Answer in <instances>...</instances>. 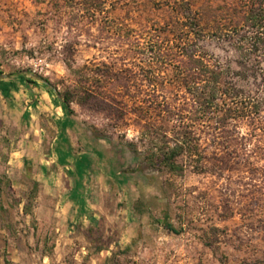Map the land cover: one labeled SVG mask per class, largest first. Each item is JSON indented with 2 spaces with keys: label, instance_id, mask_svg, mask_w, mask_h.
<instances>
[{
  "label": "rangeland",
  "instance_id": "rangeland-1",
  "mask_svg": "<svg viewBox=\"0 0 264 264\" xmlns=\"http://www.w3.org/2000/svg\"><path fill=\"white\" fill-rule=\"evenodd\" d=\"M171 1L118 0L94 15L87 0H0V264H264V177L248 164L255 139L199 132L204 173L187 156L182 175L149 162L154 141L142 137L136 103L154 102L156 78L159 96H177L172 68L154 74V51L137 44L187 15ZM202 46L233 56L219 39ZM42 79L71 112L61 101V115L30 120L24 94Z\"/></svg>",
  "mask_w": 264,
  "mask_h": 264
},
{
  "label": "trees",
  "instance_id": "trees-1",
  "mask_svg": "<svg viewBox=\"0 0 264 264\" xmlns=\"http://www.w3.org/2000/svg\"><path fill=\"white\" fill-rule=\"evenodd\" d=\"M87 1V12L97 15L118 0ZM201 1L172 0V10L187 15L173 20L171 30L160 28L144 34L147 47L141 41L137 44L143 51H154V74L164 66L172 68L169 85L178 99L159 96L164 94V82L156 78L154 102L136 103L141 123H145L142 137L154 141V148L148 152L149 162L155 168L182 175L186 168L179 159L187 156L195 163L194 169L204 173L207 156L201 151L199 132L228 142H250V136L258 142L248 153L252 154L250 172L264 177V166H259L264 161V0H204L199 5ZM211 13L218 15L212 18L208 16ZM208 38L222 40L233 56L220 58L206 50L202 43ZM42 81L51 89L48 80ZM54 92L71 112L69 97ZM243 124L251 129L246 136L240 132Z\"/></svg>",
  "mask_w": 264,
  "mask_h": 264
},
{
  "label": "crops",
  "instance_id": "crops-1",
  "mask_svg": "<svg viewBox=\"0 0 264 264\" xmlns=\"http://www.w3.org/2000/svg\"><path fill=\"white\" fill-rule=\"evenodd\" d=\"M39 88L40 89L36 92L37 94H34L35 92H28L29 94H24L26 98L32 96L34 99V104L26 111L30 120H35L33 111H43L44 109L51 111L53 114L61 115L62 103L56 93L52 92L47 86H40ZM44 103L47 104V106L45 105V107L42 108L41 104ZM81 210L84 211L83 208H81Z\"/></svg>",
  "mask_w": 264,
  "mask_h": 264
}]
</instances>
